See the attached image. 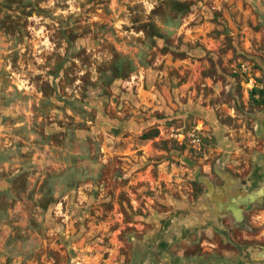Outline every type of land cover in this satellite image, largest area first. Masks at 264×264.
Masks as SVG:
<instances>
[{"label": "rangeland", "instance_id": "374dc122", "mask_svg": "<svg viewBox=\"0 0 264 264\" xmlns=\"http://www.w3.org/2000/svg\"><path fill=\"white\" fill-rule=\"evenodd\" d=\"M262 182L264 0H0V264H264Z\"/></svg>", "mask_w": 264, "mask_h": 264}, {"label": "crops", "instance_id": "0c3cea01", "mask_svg": "<svg viewBox=\"0 0 264 264\" xmlns=\"http://www.w3.org/2000/svg\"><path fill=\"white\" fill-rule=\"evenodd\" d=\"M245 195H248L247 200H262L264 201V182L261 184L256 185L254 188H251L246 192ZM260 203V202H259ZM264 203V202H263Z\"/></svg>", "mask_w": 264, "mask_h": 264}, {"label": "flooded vegetation", "instance_id": "af4514ba", "mask_svg": "<svg viewBox=\"0 0 264 264\" xmlns=\"http://www.w3.org/2000/svg\"><path fill=\"white\" fill-rule=\"evenodd\" d=\"M246 198V199H245ZM226 200V199H225ZM227 200H235V204H239L240 202H243V200H247V197L243 196V193L239 192V194H236L233 199H227ZM249 200V199H248ZM254 202H261L260 200L254 199ZM264 202V201H263ZM230 207V206H229Z\"/></svg>", "mask_w": 264, "mask_h": 264}, {"label": "trees", "instance_id": "16d2710c", "mask_svg": "<svg viewBox=\"0 0 264 264\" xmlns=\"http://www.w3.org/2000/svg\"><path fill=\"white\" fill-rule=\"evenodd\" d=\"M128 70H129V68H128Z\"/></svg>", "mask_w": 264, "mask_h": 264}]
</instances>
